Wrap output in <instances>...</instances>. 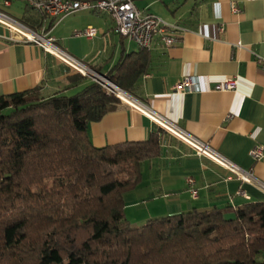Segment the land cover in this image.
<instances>
[{
    "label": "trees",
    "instance_id": "1",
    "mask_svg": "<svg viewBox=\"0 0 264 264\" xmlns=\"http://www.w3.org/2000/svg\"><path fill=\"white\" fill-rule=\"evenodd\" d=\"M45 18L25 0L16 19L37 30ZM149 61L139 49L108 76L132 94ZM69 81L83 85L71 95L43 96L36 87L0 96V264L264 262V201L132 225L123 194L140 183L142 163L160 155L164 130L94 146L88 124L121 100L80 74Z\"/></svg>",
    "mask_w": 264,
    "mask_h": 264
},
{
    "label": "crops",
    "instance_id": "2",
    "mask_svg": "<svg viewBox=\"0 0 264 264\" xmlns=\"http://www.w3.org/2000/svg\"><path fill=\"white\" fill-rule=\"evenodd\" d=\"M134 3L142 13L154 14L181 30L168 47L158 37L153 39L147 70L130 95L145 110L158 113L209 144L253 180L243 182L210 158L197 155L142 111L120 101L88 124V138L94 146L144 141L150 132L164 130L160 133V155L142 163L140 183L123 194L125 218L138 226L154 217L190 210L234 209L250 201H264V157L254 160L250 156L253 148H264V66L259 63L264 60V0ZM231 5L237 11L231 10ZM3 8L0 1V10L6 12ZM107 18L109 24L99 30L102 38L97 32L89 39L97 44L94 48H72L69 38L67 48L59 39L55 44L96 72H116V64L139 48L135 42L136 48H125L123 36L115 32L114 22ZM109 33L120 36V48H109ZM13 36L0 24V96L36 87L43 96L69 94L82 87L69 81L75 71L42 48L15 41ZM186 76L197 77L199 89L175 92V85ZM226 78H235L236 87L217 89ZM187 179L193 182L189 184ZM191 188L196 191L195 197ZM260 259L264 261V255Z\"/></svg>",
    "mask_w": 264,
    "mask_h": 264
},
{
    "label": "built area",
    "instance_id": "3",
    "mask_svg": "<svg viewBox=\"0 0 264 264\" xmlns=\"http://www.w3.org/2000/svg\"><path fill=\"white\" fill-rule=\"evenodd\" d=\"M1 2L3 7L11 5V0H2ZM26 2L29 7L42 12L46 18L39 29L33 30L10 14L0 10V24L4 25L14 34L13 40L34 44L71 70L85 76L90 75L91 81L101 87L106 94L115 96L122 102H126L133 108L142 111L155 124L189 145L197 155L210 158L236 175L243 182H252L253 179L249 173L243 172L238 166L222 156L206 142L182 130L158 113L142 108V104L138 100L113 83L107 74L94 71L81 60L60 49L55 44V39L50 35V29L57 21L64 16L74 14L80 10L106 13L114 22L115 32L134 41L141 50H150L155 37H158L166 47L172 45L176 41L178 32L181 30L178 26L168 23L154 14L142 13L136 7L134 0H26ZM231 10L237 11L234 5H231ZM50 18H55L56 21L47 30L48 19ZM219 30H223L222 26ZM96 33L97 29L92 26H87L82 31L75 32L76 35L84 36L87 39H92ZM259 63L261 66H264V60H260ZM236 82L235 78H226L216 88L219 90H232L236 87ZM198 85L199 81L197 77L186 76L175 85L174 90L178 93L196 91L199 89ZM250 156L254 160H260L264 157V148L260 146L253 148L250 151ZM192 182V179H187V183L191 184ZM190 193L192 197L196 196V191L192 188L190 189Z\"/></svg>",
    "mask_w": 264,
    "mask_h": 264
},
{
    "label": "rangeland",
    "instance_id": "4",
    "mask_svg": "<svg viewBox=\"0 0 264 264\" xmlns=\"http://www.w3.org/2000/svg\"><path fill=\"white\" fill-rule=\"evenodd\" d=\"M2 1V0H0ZM25 7V0H11V5L9 7L3 8V10H6V13L10 14L14 18H20L23 12V8ZM108 16L105 15L103 12H91L90 10H80L77 11L74 14L64 16L61 18V21L57 22L56 25L53 27L51 36L56 40H60V42L65 45L64 47L67 48V39L69 38L72 41L70 42V45L72 48H94L96 45L94 44L95 41H90L89 39L77 36L75 35V31L82 30L86 24H92V27L97 29V32L99 33V30H101V27L104 24H109ZM61 22V23H60ZM57 26V27H56ZM87 27V26H86ZM106 33V31H105ZM98 38H102L101 33L97 34ZM76 39V40H73ZM107 39L109 41V48H120V36L114 35L113 33H109L107 36ZM123 45L125 48H136L134 41H131L127 37L122 38ZM101 45V44H100ZM101 48V47H100ZM74 71V70H73ZM76 74H80L81 76H84L87 81H91L90 75H82L81 73H78L75 71ZM74 73V74H75ZM75 74V75H76ZM74 92H70L67 95H71Z\"/></svg>",
    "mask_w": 264,
    "mask_h": 264
}]
</instances>
